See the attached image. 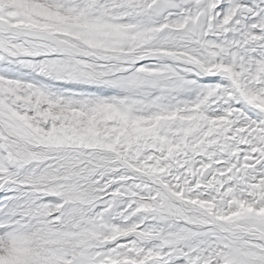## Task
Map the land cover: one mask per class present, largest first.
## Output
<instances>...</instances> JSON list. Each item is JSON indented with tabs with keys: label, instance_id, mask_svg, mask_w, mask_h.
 Returning <instances> with one entry per match:
<instances>
[{
	"label": "rangeland",
	"instance_id": "obj_1",
	"mask_svg": "<svg viewBox=\"0 0 264 264\" xmlns=\"http://www.w3.org/2000/svg\"><path fill=\"white\" fill-rule=\"evenodd\" d=\"M226 33L208 0H0V183L65 147L115 151L264 235V120L234 107L264 113V69L217 64ZM218 72L238 83H198ZM98 177L83 205L0 196V245L22 241L0 264H264L263 242L226 236L129 174Z\"/></svg>",
	"mask_w": 264,
	"mask_h": 264
},
{
	"label": "bare ground",
	"instance_id": "obj_2",
	"mask_svg": "<svg viewBox=\"0 0 264 264\" xmlns=\"http://www.w3.org/2000/svg\"><path fill=\"white\" fill-rule=\"evenodd\" d=\"M44 157L45 159L34 160L25 165L17 176L2 181L0 191L26 189L40 196L59 199L68 204L83 205L89 197L85 192L91 193L96 189H102V185L96 184L98 176L108 178L115 174L125 173L133 176L134 181L142 182L164 192L169 200L184 212L212 220L214 226L226 236L233 239L248 238L264 243V235L229 227L218 220L204 205H198L184 198H179L169 184L126 160L121 153L91 148L74 149L65 147ZM127 181L118 180L117 185ZM90 197H93V194ZM1 236L6 241L4 245L7 246L10 241L7 240V237L5 239L6 234L3 233ZM5 251L15 252L14 246L6 247Z\"/></svg>",
	"mask_w": 264,
	"mask_h": 264
},
{
	"label": "snow or ice",
	"instance_id": "obj_3",
	"mask_svg": "<svg viewBox=\"0 0 264 264\" xmlns=\"http://www.w3.org/2000/svg\"><path fill=\"white\" fill-rule=\"evenodd\" d=\"M208 3L215 24L222 29H227L225 35L215 40L214 46L224 49L215 62L228 65L232 72L236 73H241L242 68L247 69L249 76H254L260 69H264V0H208ZM234 12L235 15H233ZM226 20L227 24H225ZM232 72L205 73L199 77L198 83L203 80L201 85L228 87L238 83ZM234 107L244 112L250 120L257 122L264 120V113L246 106L245 102L236 103ZM0 194L2 199L7 196L6 192H0ZM19 243L22 241L12 239L7 246L0 245V251H5L6 247Z\"/></svg>",
	"mask_w": 264,
	"mask_h": 264
},
{
	"label": "water",
	"instance_id": "obj_4",
	"mask_svg": "<svg viewBox=\"0 0 264 264\" xmlns=\"http://www.w3.org/2000/svg\"><path fill=\"white\" fill-rule=\"evenodd\" d=\"M0 192H4V190L0 191Z\"/></svg>",
	"mask_w": 264,
	"mask_h": 264
}]
</instances>
